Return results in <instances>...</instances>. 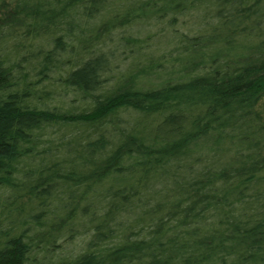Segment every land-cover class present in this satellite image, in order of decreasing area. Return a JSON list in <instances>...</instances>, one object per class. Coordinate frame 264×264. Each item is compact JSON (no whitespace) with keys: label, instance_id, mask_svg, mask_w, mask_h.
Instances as JSON below:
<instances>
[{"label":"trees","instance_id":"16d2710c","mask_svg":"<svg viewBox=\"0 0 264 264\" xmlns=\"http://www.w3.org/2000/svg\"><path fill=\"white\" fill-rule=\"evenodd\" d=\"M0 264H264V0H0Z\"/></svg>","mask_w":264,"mask_h":264},{"label":"rangeland","instance_id":"374dc122","mask_svg":"<svg viewBox=\"0 0 264 264\" xmlns=\"http://www.w3.org/2000/svg\"><path fill=\"white\" fill-rule=\"evenodd\" d=\"M137 28L138 29H140L139 30V35H144L145 33H147L148 32V30H151V31H153V29L154 28H152L151 26H140V25H138L137 26ZM184 29V28H183ZM150 31V32H151ZM153 44V47H157V46H162V45H160L161 44V41H153L152 42ZM157 49V48H156ZM71 97L70 98H72L73 97V95L71 94L70 95ZM86 238V234L85 235H80L77 239H75V241H73V242H71V241H69L66 245H65V247H66V252L67 251H70L72 254H76L78 251H80V249L82 248V246H83V239H85Z\"/></svg>","mask_w":264,"mask_h":264}]
</instances>
